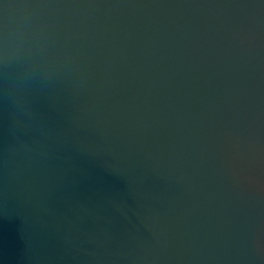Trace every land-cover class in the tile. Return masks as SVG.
Masks as SVG:
<instances>
[{
    "label": "water",
    "instance_id": "water-1",
    "mask_svg": "<svg viewBox=\"0 0 264 264\" xmlns=\"http://www.w3.org/2000/svg\"><path fill=\"white\" fill-rule=\"evenodd\" d=\"M0 44V264H264V0H0Z\"/></svg>",
    "mask_w": 264,
    "mask_h": 264
},
{
    "label": "clouds",
    "instance_id": "clouds-1",
    "mask_svg": "<svg viewBox=\"0 0 264 264\" xmlns=\"http://www.w3.org/2000/svg\"><path fill=\"white\" fill-rule=\"evenodd\" d=\"M13 55L22 58L25 63L33 65L40 57L34 52L32 46L28 44L23 36L17 37L13 41ZM3 59V46L0 44V61Z\"/></svg>",
    "mask_w": 264,
    "mask_h": 264
}]
</instances>
